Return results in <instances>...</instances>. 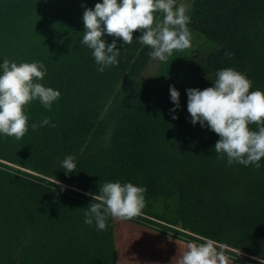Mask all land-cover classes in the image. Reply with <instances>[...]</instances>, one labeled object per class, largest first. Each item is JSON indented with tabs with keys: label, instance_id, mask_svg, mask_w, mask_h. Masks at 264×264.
Masks as SVG:
<instances>
[{
	"label": "trees",
	"instance_id": "1",
	"mask_svg": "<svg viewBox=\"0 0 264 264\" xmlns=\"http://www.w3.org/2000/svg\"><path fill=\"white\" fill-rule=\"evenodd\" d=\"M98 2L0 0V74L5 59L42 62L45 78L35 82L61 93L51 109L39 99L25 107L23 138L0 134V264H172L188 242L206 240L225 246L214 244L228 264H262L264 158L259 168L229 165L214 151L220 137L191 123L187 92L171 112L176 106L159 95V78L142 77L152 49L138 42L141 32L131 44L117 39L118 65L99 72L93 50L82 43L83 13ZM187 6L189 32L219 45L193 88L212 87L218 70L233 68L252 81V91H264V0ZM45 118L51 123L33 130ZM68 155L77 167L66 174L61 162ZM105 182L177 198L178 219L108 216L106 230L95 220L85 224L94 202L88 194Z\"/></svg>",
	"mask_w": 264,
	"mask_h": 264
},
{
	"label": "clouds",
	"instance_id": "2",
	"mask_svg": "<svg viewBox=\"0 0 264 264\" xmlns=\"http://www.w3.org/2000/svg\"><path fill=\"white\" fill-rule=\"evenodd\" d=\"M187 11L188 6L177 5V0H102L94 8H85L82 43L93 50L95 62L100 66L97 70L103 72L106 67L119 63L116 40L131 44L133 33L139 31L142 35L138 42L152 49L150 58L163 62L174 51L191 46ZM158 12L162 14L159 21L155 15ZM105 34L116 39L108 44ZM46 72L42 62L17 64L4 60L0 74V134L17 140L23 138L29 119L25 107L39 99L46 109H51L53 102L59 99L58 90L35 82L44 80ZM251 89L252 81L241 72L233 68L218 70L212 87L186 90L187 111L193 125L207 126L220 137L214 151L226 155L229 165L239 163L259 168L264 158V91ZM170 98L176 106L171 112L175 113L180 108V92L174 85L170 86ZM172 118L178 119V116ZM50 123V119L45 118L32 128ZM253 124L258 130L250 128ZM74 161L72 155L62 160L61 167L66 174L76 170ZM144 191L131 182L99 185L98 194H88L94 202L87 207L84 223L92 225L95 220L98 230H106L108 216L119 220L139 216L144 207ZM172 264H228V259L211 241H190L173 257Z\"/></svg>",
	"mask_w": 264,
	"mask_h": 264
},
{
	"label": "rangeland",
	"instance_id": "3",
	"mask_svg": "<svg viewBox=\"0 0 264 264\" xmlns=\"http://www.w3.org/2000/svg\"><path fill=\"white\" fill-rule=\"evenodd\" d=\"M188 0L183 3L187 5ZM191 46L183 51H174L161 62L152 60L143 78H159V95L170 97V86L174 85L183 97L185 89L193 88L199 76L207 75V61L210 53L219 50V45L205 35L191 31ZM144 195V209L162 216L141 213L145 217L164 223L166 219L177 220L179 201L177 198L151 197ZM215 245L225 247L219 243Z\"/></svg>",
	"mask_w": 264,
	"mask_h": 264
}]
</instances>
